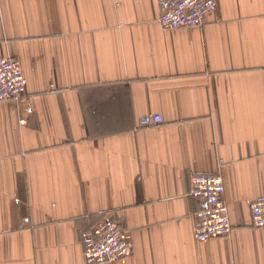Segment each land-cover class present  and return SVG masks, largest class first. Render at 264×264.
Returning <instances> with one entry per match:
<instances>
[{"label":"crops","instance_id":"crops-1","mask_svg":"<svg viewBox=\"0 0 264 264\" xmlns=\"http://www.w3.org/2000/svg\"><path fill=\"white\" fill-rule=\"evenodd\" d=\"M163 1L0 0V59L28 81L0 102V264H87L106 219L134 243L115 264H264V0L177 30ZM217 172L232 232L201 243L190 179Z\"/></svg>","mask_w":264,"mask_h":264},{"label":"built area","instance_id":"built-area-1","mask_svg":"<svg viewBox=\"0 0 264 264\" xmlns=\"http://www.w3.org/2000/svg\"><path fill=\"white\" fill-rule=\"evenodd\" d=\"M218 9L219 0H164L158 22L167 30L203 28L207 17ZM27 84V78L17 59H0V102L21 101L27 95ZM51 88L54 89L55 86L52 85ZM164 124L165 119L161 114L147 115L139 120L142 128ZM190 196L200 200L202 204L195 215L194 236L197 241L204 243L231 235L225 184L219 172L192 175ZM250 210L252 227L264 229V196L252 201ZM82 244L87 264L119 263L130 258L134 250L131 233L112 219H106L84 233Z\"/></svg>","mask_w":264,"mask_h":264}]
</instances>
